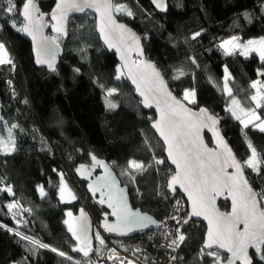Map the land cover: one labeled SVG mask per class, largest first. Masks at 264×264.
Returning <instances> with one entry per match:
<instances>
[{
  "label": "trees",
  "instance_id": "16d2710c",
  "mask_svg": "<svg viewBox=\"0 0 264 264\" xmlns=\"http://www.w3.org/2000/svg\"><path fill=\"white\" fill-rule=\"evenodd\" d=\"M14 2L17 6L14 15L0 11V42L18 63L15 71L9 66L0 67V109L7 122L3 129L8 123L20 126L16 128L15 151L0 154V187L10 185L16 194L0 193V225L6 226L0 227V264H76L77 261L87 264V257L72 251L78 242L64 223L66 214L71 210L76 215L85 208L100 224L105 210L87 194L85 183L77 180L78 165L91 167L92 156L108 161L122 184L129 187L132 205L160 223L181 195L167 191L168 179L174 171L168 165L162 143L151 129L155 113L142 108L116 55L102 45L94 16L89 13L74 16L67 40L55 36L64 49V57L53 72L35 66L30 40L11 26L13 20L18 26L22 23L18 9L24 0ZM38 2L45 14L55 5L54 0ZM118 2L126 4L133 15L116 13L117 17L141 37L146 56L163 73L171 90L182 100L186 89L195 91L192 106L204 107L220 120L222 131L241 162L251 155L249 142L256 148L260 172L245 168V173L256 191H264V133L251 126L244 128L227 110L233 108L231 100L235 98L241 108L254 109L264 119V107L256 108L251 100L255 94L251 84L259 79V70L264 72V62L256 54L249 58L239 54L226 56L219 47L223 40L233 36L241 42L264 38V0H166V11L150 0ZM7 6L8 0H0V8ZM74 20L78 25L72 23ZM196 32L201 35L192 40ZM190 57H195L196 65L190 62ZM225 66L230 73L228 87L232 97L224 90ZM178 69H183L185 74L174 79ZM117 75L119 80L115 78ZM111 88L116 89L108 98L117 105L114 109L105 102V89ZM25 100L29 103L24 104ZM132 159L145 165L134 173V181L124 174ZM157 160L164 163L157 164ZM61 173L75 197L71 203L61 201ZM39 186L47 193L44 198L38 193ZM13 201L31 210H13L21 220L20 225L6 207ZM220 207L229 210L228 203H221ZM17 230L49 244L50 248L64 251L72 260L50 249L39 248L33 254L31 250L35 246L15 235ZM184 232L186 240L178 264H212V258L200 252L205 227L193 222ZM161 236L159 230L117 242L127 252L135 249L134 244L137 249L143 247L148 264H163L166 255L158 251ZM252 255L254 264H261L254 251Z\"/></svg>",
  "mask_w": 264,
  "mask_h": 264
},
{
  "label": "snow or ice",
  "instance_id": "6c2138e0",
  "mask_svg": "<svg viewBox=\"0 0 264 264\" xmlns=\"http://www.w3.org/2000/svg\"><path fill=\"white\" fill-rule=\"evenodd\" d=\"M152 2L161 11L167 10L164 0H152ZM87 9H92L99 13L101 17L100 34L109 47L114 46L108 38L109 35L119 29L121 39L123 40L127 36L130 42L137 46L138 54H142V50L139 49V38L130 33L124 25L116 24L113 19V13H123L127 16L133 15L126 4L120 3L118 0H58L51 14V19L56 22L52 25L53 30L58 35H67L64 24L68 12H84ZM0 11L6 12L10 16L14 15L17 12L14 0H8V6L0 8ZM18 13L22 23L18 26L13 20L11 26L18 32H23L30 36L36 42V63L46 64L49 70L55 72L54 53L58 50L59 45L56 43V37L49 38L42 35L43 28L46 25L42 22L41 14L36 10L35 0H24L18 9ZM104 18L112 25L110 31H105ZM38 34L40 35L39 40H37ZM200 35L201 32H196L191 39L196 40ZM128 46L130 45L126 44V47ZM219 47L226 56L239 54L247 57L251 52H258L261 61L264 62V38L241 43L239 42V37L233 36L228 40L222 41ZM117 51H120V49L117 48ZM121 58L126 59L124 53H122ZM189 59L192 64L196 65L195 57H190ZM132 63L135 64V61ZM3 65H8L11 71H15L16 66L9 55L8 49L4 43L0 42V66ZM146 67L152 70L151 87L148 88L147 92L141 87L135 77H132V82L136 84L137 91L144 97V106L151 108L153 106L152 101H154L160 114L159 120L151 126L159 133V136L167 145V157L177 169L175 175L171 176L168 181L167 188L171 193H175L177 186H179L191 202V213L188 216L181 218L173 215L171 217L176 222V226L174 234L172 232L165 233L166 238L172 236L168 247L173 251L177 250L186 240L185 234L181 231L183 225L188 224L189 219L193 216H203L208 221V231L207 239L200 252L202 255L206 254L212 258V264H222L221 256L215 250L217 247L223 248L230 253V256L223 264H254L253 255L249 254V249H253L256 260L264 264V208L261 207L264 204V191H256L249 179L244 175L245 168H250L257 174L260 172L261 161L258 159L256 148L249 142L247 146L251 151L250 157L243 162L238 160L216 130L218 118L208 114L206 109H201L199 114L192 113L184 106L181 100L173 97L171 92L167 90L165 80L161 73L155 69V66L148 64ZM75 71L79 72V69H75ZM129 71L131 73V70ZM177 71L178 74L173 77L174 79H179L185 74L183 69H178ZM224 72V90L229 97H232V90L228 87L230 73L226 66ZM259 75L264 76V72H260ZM115 78L119 80L120 75ZM8 83L11 85L10 80ZM258 85H261L259 80L251 84V88L256 89V93L251 96V100L256 102V108L264 107V92L261 91ZM100 87L103 88V84ZM149 92L152 93L151 97L148 95ZM115 93V88L105 89V102L108 108L114 109L117 107L115 103L108 99ZM13 95H15L14 92ZM194 97V90L186 89L183 93V101L188 103H195ZM231 103L237 107L240 106V102L235 98L231 100ZM227 110L236 120L243 124L244 128L251 126L253 129H258L261 133H264V119L254 109L245 110L240 108V111L244 113L247 119H242L231 107ZM193 116H195V119H192ZM2 120L3 117L0 116V121ZM16 127L17 125L15 124L9 127L7 141L0 137V154L9 155L12 151H15L13 129ZM203 128H208L212 132L216 138V145L219 151L208 148L204 144L200 135ZM8 144H11V148L8 147ZM91 160L93 161L91 167L81 164L77 169L82 177L87 179L88 176L85 173H90L91 168L96 166H103L107 172V165H102V162L98 161L95 156H92ZM156 163L163 164L164 161L157 160ZM144 167L143 162H137L135 159L129 160L124 174L134 180V172L143 170ZM228 169H233L234 171L229 172ZM60 175L63 182V174L61 173ZM96 183L97 187H93L90 184L89 188L93 194L99 190L101 197L104 196L105 189H107L108 207L112 209L111 215L115 216L117 221L115 224L105 223L103 225L108 232H116L121 236H126L130 232L143 230L156 223L152 218L133 212L127 207V198L124 195V190L115 188L116 182L111 177L110 172L104 178H97ZM63 191L64 187L62 186L60 188L61 199H63ZM39 192L41 198L47 195L43 186H40ZM224 192H227L232 200V210L227 215L219 213L215 207L216 197ZM0 193H7L9 196L16 195L10 185L0 187ZM99 203L104 204L105 199L101 198ZM175 204L176 211H181L182 206L179 200L175 201ZM6 207L9 213L12 214L13 219L16 220L17 225L21 224V220L17 219V212L13 210L19 208L22 211H31L23 208L18 201L8 203ZM67 215L71 217L72 213L68 212ZM81 215L83 216V212H81ZM64 223L68 225V232L80 244L78 247H73L72 251L81 252L84 257H88L92 251L91 240L88 236V225L82 222L74 226L67 220ZM241 225L243 226L242 229ZM0 227L6 226L0 225ZM8 231L11 232L13 229L8 228ZM15 235L35 246L31 250L33 254L39 248L50 249V251L57 253L59 256L72 260V257L67 256L64 251H60L55 247L50 248L49 244L23 235L18 230L15 231ZM95 236L101 245L105 244L99 232L95 233ZM113 257L116 258L118 264H125V261L119 258L116 249H112L109 259ZM171 259L176 260L177 257L173 256ZM76 264H79V262L77 261ZM127 264H134V261L128 260Z\"/></svg>",
  "mask_w": 264,
  "mask_h": 264
},
{
  "label": "water",
  "instance_id": "95a60500",
  "mask_svg": "<svg viewBox=\"0 0 264 264\" xmlns=\"http://www.w3.org/2000/svg\"><path fill=\"white\" fill-rule=\"evenodd\" d=\"M55 1V5L52 9V11L48 14H45L41 11L40 9V6H39V2L38 0H35V3H36V10L41 14L42 16V22L45 23V27L43 28V31H42V35L44 37H49V38H52V37H55L56 35L57 36H61V35H58L54 30H53V27L52 25H54L56 22L53 21L51 19V14L53 12V10L55 9L56 7V4L58 2V0H54ZM152 2V0H150ZM165 4H166V0H164ZM153 3V2H152ZM155 5V4H154ZM86 13H89L91 15L94 16L95 18V23H96V33L102 43V45L104 46V48L109 52V53H114L116 55V58H117V61L121 67V70L124 74V76L126 77V79L128 80L129 84L131 85L132 89L134 90V95L136 97V99L141 103V106L142 108L145 110V111H153L155 113V119L154 121L152 122V124L154 122H157L159 120V111L157 110L156 108V105H155V102L152 101V104L153 106L151 108H147L144 106V103H143V100H144V97H142L139 93V91H137V86L136 84H134L132 82V77H135L137 82L141 85V87L147 92L148 88L151 87V80H152V76H151V72L152 70L147 68L146 65L148 64H151V65H154L155 66V69L157 71H159L161 73V76L164 78L165 80V83L167 85V90L169 92H171V95L173 97H175L176 99L178 100H181L184 104V106L189 109L192 113H195V114H199L200 113V110L201 109H206V108H200V109H196L194 108L192 105H189L187 102L183 101L182 99H180L174 91L171 90L165 76L163 75V73L158 69L157 65L152 61L150 60L146 54H145V49H144V45H143V41L141 39V37L138 35V33L132 29L130 26H128L125 22L121 21L116 13H113V19L115 20L116 24H120V25H124V27L132 34L135 35V37L139 38V49L142 50V54H138V50H137V46L134 44V43H131L129 38L127 36H125V38L122 40L121 37H120V30L117 29L115 30V32H112L110 35H109V40L112 42V44L114 45L113 47H109L108 44L105 43V40L104 38L101 36L100 34V30H99V27H100V24H101V17L99 15V13L93 11L92 9H87L85 10L84 12H75V11H69L67 16H66V21H65V24H64V27L66 28V31H67V35H63L61 37H63L65 40H67L68 38V34H69V21L71 18H73L74 16H78V15H84ZM104 23L106 24V28H105V31H110L111 28H112V25L107 21L106 18H104ZM24 34V33H23ZM31 42L32 44V53H33V57H34V63H35V66L38 68V69H49L47 67L46 64H37L36 63V54H35V50H36V42H34L32 40V38L30 36H27L26 34H24ZM40 39V35L38 34L37 36V40ZM56 43L59 45V48L58 50L55 51V68L58 67V65L60 64V61L61 59L64 57V49L62 47V45L56 40ZM126 44L127 45H130L128 47H126ZM117 48L120 49V51H117ZM122 53H124V55L126 56V59H122L121 58V55ZM135 61V64H133L132 62ZM131 70V73L130 71ZM51 71V70H50ZM148 95L151 97L152 96V93H148ZM208 114L210 115H214L212 112H210L208 109H206ZM215 116V115H214ZM216 117V116H215ZM192 119H195V116L192 117ZM151 124V125H152ZM151 129L152 131L154 132V134L156 135L157 139L162 143L163 147H164V151H165V158L168 162V165L173 169L174 173L172 174L175 175L177 169H176V166L173 165L171 163V161L168 159L167 157V145L164 143L163 139L159 136V133L156 132V130L154 128H152L151 126ZM216 130L219 132V135L221 137H223L224 141L227 143L228 147L231 148L233 154L236 156V158L238 160H240L238 158V156L236 155V153L234 152L233 148L231 147V145L229 144L228 140L226 139L223 131H222V126H221V122L220 120L218 119V123L216 125ZM201 138L203 139V142L205 145H207L208 148H212V149H217V145H216V138L213 136L212 132L209 131L208 128H203L201 130ZM207 137L210 139L211 143H209ZM217 151H219V149H217ZM96 159L100 162H102V165H107V172L105 171V168L103 166H96L94 168H96L98 170L97 173H95L93 171V169L91 168V171L90 173H85V175L88 176L87 179H85L84 177H82L80 175V173L77 171V169L79 168L80 165L77 166V168L75 169V176L77 178V180L79 182H82V183H85V189H86V192L87 194L91 197V199L97 204L99 205L101 208H103L105 210V213L102 215V220L99 223L95 222L89 215L88 211L85 209V208H81L77 214L75 215L74 217V223H75V226L79 225L80 223H86L88 225V228H89V231H88V236L90 238V240L92 239V236L94 234V230H95V227H99L105 234L107 237L109 238H112V239H129V238H132V237H135V236H141V235H144V234H147L149 232H152V231H159L161 229V223L159 221H157V219L155 217H153L152 215L148 214V213H145L143 212L141 209L139 208H135L132 203H131V198H130V190H129V187L126 186V185H123L121 180L119 179L118 175L115 173V171L113 170V168L111 167V164L106 161V160H103V159H100V158H97ZM241 161V160H240ZM92 164H93V161H92ZM86 165V164H84ZM89 166V165H88ZM90 167V166H89ZM229 172H233L234 170L233 169H228ZM111 173V177L115 179V188L116 189H122L124 190V195L126 196L127 198V207L133 211V212H136L140 215H143V216H147V217H150L152 218L156 223L155 224H152L150 225L149 227L143 229V230H137V231H133V232H130L128 235L126 236H121L119 234H117L116 232H108L104 227L103 225L105 223L107 224H115L117 223L116 221V217L111 215L112 213V209L108 207V203H107V189H105V193H104V196L101 197V194H100V191L97 190L95 192V194H93L92 190L89 188V185L91 184L93 187H97V178H104L108 175V173ZM244 175L245 177L247 178V175L245 173V170H244ZM171 178V177H170ZM170 178L168 179V181L170 180ZM250 182V181H249ZM168 184V182H167ZM253 187V186H252ZM167 191L172 195V194H175L176 192H178L181 197L185 200L186 202V205H187V216L191 213V202L187 199V195L186 193H184L180 188L179 186H177V190L175 193H171L168 188H167ZM103 198L105 199V203L104 204H100L99 203V200ZM221 203H228L229 205V210L228 211H223L220 207V204ZM215 207L216 209L219 211V213H223L225 215L227 214H230L231 213V210H232V200H231V196L227 193V192H224L222 193L221 195H218L216 197V200H215ZM262 208H264L263 204L261 205ZM81 212H83V216L81 215ZM193 222L195 223H199V224H202L204 227H205V237H204V243L207 239V231H208V221L204 219L203 216H200V217H191V219H189V222L188 224H185L184 227L187 228L188 226H190ZM241 229H242V225L240 226ZM203 243V245H204ZM203 247V246H202ZM218 253L226 256V258H222V264L223 262H226L227 258L230 256V253H228L225 249L223 248H216L215 249ZM254 250L253 249H249V254L252 255V252Z\"/></svg>",
  "mask_w": 264,
  "mask_h": 264
},
{
  "label": "built area",
  "instance_id": "2783aa9c",
  "mask_svg": "<svg viewBox=\"0 0 264 264\" xmlns=\"http://www.w3.org/2000/svg\"><path fill=\"white\" fill-rule=\"evenodd\" d=\"M177 200H179L180 205L182 206V210L179 212L176 211V204L174 202L169 216L165 218V220L161 224L164 241L161 244L160 251L165 253L167 261H168L167 264H176L175 261L171 262L172 260L171 257H173L175 253L174 251H172L171 248L168 247L172 236H169L167 238L165 237L166 232H172L174 234L176 222L173 219H171V217L173 215L179 216L181 218H185L187 216V205H186L185 200L183 198H178L175 201ZM95 229L97 232H99L100 236L104 239L105 244L101 245L99 241L96 239V236L94 237L92 251L90 252L88 256V264L89 262L90 264H118L115 257H113L112 259H109V256L112 254V249H116V252L119 258L121 260H124L125 264H127L128 260L134 261V264H144V263H140L138 257H135L133 254L128 253V252L126 253L125 251H123V249L117 242H115L114 240H109L106 237V234L99 227L96 226ZM181 231L183 232V228L181 229Z\"/></svg>",
  "mask_w": 264,
  "mask_h": 264
},
{
  "label": "rangeland",
  "instance_id": "374dc122",
  "mask_svg": "<svg viewBox=\"0 0 264 264\" xmlns=\"http://www.w3.org/2000/svg\"><path fill=\"white\" fill-rule=\"evenodd\" d=\"M74 25H78V22L77 21H73L72 22ZM69 31H70V27H69ZM230 39V38H229ZM225 40H228V39H225ZM225 40H223V41H225ZM259 40V39H258ZM239 42H241V40L239 39ZM241 43H243V42H241ZM6 47V46H5ZM7 48V47H6ZM8 49V48H7ZM8 52L10 53V51H9V49H8ZM253 54H256L258 57H259V59H260V56H259V53L258 52H251L247 57H245V58H249L251 55H253ZM261 60V59H260ZM260 72H263L262 70H259V73ZM260 77H259V81H261V85H258V87L259 88H261V91L263 92L264 91V80L262 79V75H259ZM257 80V81H258ZM255 93H256V89H255ZM194 99H195V97H194ZM25 101H27V103H25ZM23 103L24 104H28L29 103V100H25ZM187 102V101H186ZM188 103V102H187ZM254 103H255V105H256V102L254 101ZM188 104H190V105H195V103H188ZM240 106L239 107H237L236 105H234L233 106V111H235L236 113H237V115H240L241 116V118L242 119H247V117H245L244 116V113L243 112H241L240 111ZM257 114L258 115H260L258 112H257ZM0 116H1V109H0ZM4 122V119L2 120V121H0V137H3V139L5 140V141H7V137H8V129H9V127H11V125L8 123V126H5V128L3 129V125H7V122L5 123H3ZM15 125H17V127L16 128H20V126L18 125V124H15ZM243 125V124H242ZM16 128L15 129H13V137H14V139L16 140V138H15V136H17V131H16ZM256 130H258V129H256ZM259 131V130H258ZM11 144H8V146H10ZM92 169H94L95 170V168H92ZM138 172H140V171H138ZM134 173H136V172H134ZM129 180H131V181H134V180H132L130 177H129ZM64 187V191H63V199H61V201L63 202V203H71L72 201H73V194H72V192H71V190H70V188L67 186V184H66V182H65V179H63V182L61 181V183H60V188L61 187ZM39 188H40V186L37 188V190H38V193H39V195H40V192H39ZM59 195H60V198H61V192L59 191ZM41 197V196H40ZM68 212H71L72 213V216L71 217H69L67 214H66V220L67 221H69L70 223H72L74 226H75V223H74V217H75V214H74V212L73 211H71V210H68L67 211V213ZM67 225V224H66ZM67 227H68V225H67ZM78 242V241H77ZM78 246H80V244H79V242H78ZM183 247V245L182 246H180L177 250H175L174 251V255L173 256H175V257H177V259L176 260H171V262H173V261H175L176 263L178 262V260H179V256H180V253H181V248ZM143 251V258H144V261H147V258H146V256L144 255V250H142ZM173 251V250H172Z\"/></svg>",
  "mask_w": 264,
  "mask_h": 264
},
{
  "label": "clouds",
  "instance_id": "9594fccd",
  "mask_svg": "<svg viewBox=\"0 0 264 264\" xmlns=\"http://www.w3.org/2000/svg\"><path fill=\"white\" fill-rule=\"evenodd\" d=\"M190 105V104H189ZM51 156H53L52 154H51ZM182 198V197H181ZM175 202V201H174ZM174 204V203H173ZM169 216V215H168ZM162 224V223H161ZM184 225H183V233L185 234V232H184ZM160 231L162 232V227H161V229H160ZM153 232V231H152ZM149 233H151V232H149ZM148 234V233H147ZM144 235H146V234H144ZM141 236H143V235H141ZM115 242H117V239H113ZM118 240H120V239H118ZM121 240H123V239H121ZM163 241H164V239H163V232H162V236H161V242H160V245H159V248H158V251L159 252H161L160 251V247H161V244L163 243ZM118 243V242H117ZM119 244V243H118ZM134 244V243H133ZM120 245V244H119ZM183 245V244H182ZM134 246V250L133 251H130V252H128V253H131V254H133L135 257H138V258H140V259H142L143 260V263L144 264H148L146 261H144V258H143V247H140L139 249H137L136 247H135V244L133 245ZM122 248V247H121ZM124 251V250H123ZM126 253H127V251H125ZM163 253V252H162ZM162 253H161V255H162ZM165 254V253H164ZM168 263V261H167V258H166V260L164 259V263L163 264H167ZM176 264H178V262L176 263Z\"/></svg>",
  "mask_w": 264,
  "mask_h": 264
},
{
  "label": "flooded vegetation",
  "instance_id": "af4514ba",
  "mask_svg": "<svg viewBox=\"0 0 264 264\" xmlns=\"http://www.w3.org/2000/svg\"><path fill=\"white\" fill-rule=\"evenodd\" d=\"M93 171L95 172V173H97L98 172V170L95 168V170L93 169ZM222 258H226V256H224V255H222V254H220V253H218Z\"/></svg>",
  "mask_w": 264,
  "mask_h": 264
},
{
  "label": "bare ground",
  "instance_id": "6f19581e",
  "mask_svg": "<svg viewBox=\"0 0 264 264\" xmlns=\"http://www.w3.org/2000/svg\"><path fill=\"white\" fill-rule=\"evenodd\" d=\"M107 237V236H106ZM109 240H113L112 238H109V237H107ZM139 259V261H140V263H143V260L142 259H140V258H138Z\"/></svg>",
  "mask_w": 264,
  "mask_h": 264
}]
</instances>
